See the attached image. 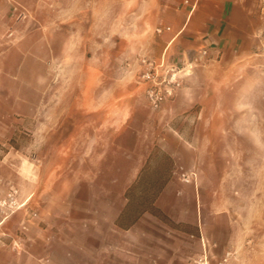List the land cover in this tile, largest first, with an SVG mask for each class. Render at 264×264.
<instances>
[{"label": "rangeland", "instance_id": "obj_1", "mask_svg": "<svg viewBox=\"0 0 264 264\" xmlns=\"http://www.w3.org/2000/svg\"><path fill=\"white\" fill-rule=\"evenodd\" d=\"M177 3L183 0H0V251L39 254L43 243L46 264L79 263L75 255L64 260L60 213L98 194L76 186L97 171V159L81 161L76 152L96 156L106 144H76V122L109 121L117 135L122 124L146 120L143 59L161 57ZM234 28L222 33L236 42L231 48L173 41L164 54L187 71L180 88L189 94L177 117L189 122L179 131L194 137L203 177L239 220L236 242L219 247L214 238L209 254L176 264H264V22L242 38ZM97 132L106 136L107 128ZM10 259L0 254V264ZM169 259L159 255L153 264ZM19 263L32 264V256Z\"/></svg>", "mask_w": 264, "mask_h": 264}, {"label": "crops", "instance_id": "obj_2", "mask_svg": "<svg viewBox=\"0 0 264 264\" xmlns=\"http://www.w3.org/2000/svg\"><path fill=\"white\" fill-rule=\"evenodd\" d=\"M170 8L178 22L169 27L170 38L161 55L173 41L174 46L186 48L208 44L211 49L219 44L231 48L236 42L223 32L235 27L242 38L264 22L263 0H183ZM200 40L206 45L198 44ZM188 94L187 88H180L173 100L156 109L146 100V120L140 125L122 124L117 135L109 121L101 126L93 120L76 122V144L99 143L101 138L106 147L96 156L85 157L82 149L76 152L81 161L97 159L94 177L76 181V186H89L98 194L82 199L81 205L65 206L60 213L59 245L65 261L75 255L80 258L75 264H142L147 259L153 264L160 255L176 264L209 254L214 238L219 247L236 242L231 234L239 223L237 215L203 177L194 137H184L179 131L185 120L189 122L187 116L177 117L179 104ZM100 127L107 128L106 136H98ZM94 201L102 205L94 206ZM257 239L256 235L247 241ZM40 246L39 254L19 250L0 254L11 258V264H22L20 256H32V264H46L50 249L43 243ZM262 247L264 254V242Z\"/></svg>", "mask_w": 264, "mask_h": 264}, {"label": "built area", "instance_id": "obj_3", "mask_svg": "<svg viewBox=\"0 0 264 264\" xmlns=\"http://www.w3.org/2000/svg\"><path fill=\"white\" fill-rule=\"evenodd\" d=\"M16 9V7H15ZM23 14L20 12V15ZM169 29V27H167ZM161 28H157V32H161ZM10 31L8 35H11ZM206 49L202 50L205 54ZM145 69L140 75V82L144 84V93L149 106L153 109L158 108L164 101L174 99L176 91L182 84V78L187 71L185 67L170 62L165 55L162 54L159 59L145 60ZM187 180L188 176L182 174ZM15 191L8 193L7 199L12 201Z\"/></svg>", "mask_w": 264, "mask_h": 264}]
</instances>
